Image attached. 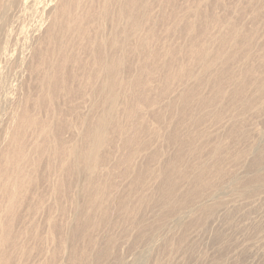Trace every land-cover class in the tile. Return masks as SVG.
Segmentation results:
<instances>
[{
  "label": "rangeland",
  "instance_id": "374dc122",
  "mask_svg": "<svg viewBox=\"0 0 264 264\" xmlns=\"http://www.w3.org/2000/svg\"><path fill=\"white\" fill-rule=\"evenodd\" d=\"M257 1L262 7H255L256 0H118L120 5L131 3L136 14L145 15L143 47L128 53H95L91 44L79 52L76 68L71 67L72 53H66L62 91L47 90L42 77L41 62L47 58L43 47L29 53L13 51L14 57L0 71V199L4 189L1 177L13 174L18 163L14 154L21 152L26 158L37 160L38 165L33 168V182L27 184L23 178L25 188L11 211L8 209L10 231L0 229L10 241L0 252V264H264V189L254 191L257 185L249 179L252 146L259 145L264 151V0ZM80 4L84 5V0ZM113 11L115 14L114 4ZM221 19L230 22L228 27L246 20L244 24L254 30L253 39L262 46L253 40L258 45L253 43L252 51L240 49L237 61L251 52L253 63L247 65L251 73L244 78L247 82L239 96H233V89L225 87L227 71L217 63L212 83L214 103L228 109L213 120L206 108L212 93L201 64L209 49L207 38L224 28L226 20L221 23L223 27L217 28ZM85 24L93 39L86 20ZM217 47V43L213 44L212 51ZM100 54H106L103 61L111 57L121 61L115 89L118 98L113 104V121L97 152L98 170L95 175L82 174L75 188L72 185L79 173L75 178L72 174L75 162H81L74 160L72 147L80 151L87 148L92 134L87 130L82 134L81 122L93 123L103 109L99 104L102 100L93 95L98 81L92 74L100 65L95 59ZM192 75L195 79H190ZM222 90L227 91L225 98ZM177 98L179 106L173 107ZM249 98L254 102L249 105V114L234 121L241 133L229 134L230 125L227 131H221L233 107L243 105ZM183 99L187 105L181 104ZM242 134V138L237 137ZM154 152L159 157L157 162L152 160ZM5 156L9 160H3ZM217 161L223 173L214 178L215 168H207ZM204 162L208 186L202 190L204 195L196 188L200 197L189 200L186 196L195 191L190 178ZM139 165L149 171L141 188L146 202L140 206L135 202L134 174L130 171ZM164 166H172L174 191L168 198L161 194L154 198L155 179L151 180L150 172ZM180 171L184 178L178 175ZM90 178L93 185L89 184ZM234 179L239 181L237 186L232 183ZM59 183L63 189L56 197L53 190ZM183 197L189 202L177 203ZM130 200V204L135 200L133 203L140 207L132 204L136 210L143 209L134 214V219H140L142 213L147 224L157 230L147 232L145 242L139 245L131 242H136L137 233L126 221L130 214L118 212V204ZM168 202H175L172 212L161 208ZM201 205L210 208L200 210ZM73 206L78 208L80 221L89 219L76 243L66 240L75 213ZM164 214L169 217L162 220ZM106 215L118 220L109 231L100 222ZM33 221L30 234L20 238L26 244L30 240L32 243L17 249L19 240L15 235L28 225L26 222ZM180 222L183 224L177 226ZM110 238L116 243L113 249L107 244ZM105 246L110 255L97 258ZM118 255L122 256L121 262L115 260Z\"/></svg>",
  "mask_w": 264,
  "mask_h": 264
},
{
  "label": "bare ground",
  "instance_id": "6f19581e",
  "mask_svg": "<svg viewBox=\"0 0 264 264\" xmlns=\"http://www.w3.org/2000/svg\"><path fill=\"white\" fill-rule=\"evenodd\" d=\"M112 1L115 2L112 3ZM84 2L85 4L82 5L80 4V0H0V71L2 70L3 67H6L10 63V59L12 58V56L14 57L13 51H25L29 53L34 50L40 51L41 50L40 47H43L44 50L46 51L47 58L41 62L44 67V72L42 77L46 83L48 92L50 91L57 92V90L62 91L65 83L66 53H72L71 67L76 68L78 64L77 56L79 55V52H81L83 49H87L91 44L92 47L95 50H97L95 53H116V52L128 53V52L138 51L143 47L145 41L143 18L145 17V15L141 13L139 15L136 14L134 12V7L131 5V3L125 2L124 5H120V2H118V0H84ZM257 2L258 1L256 0L255 4ZM113 4L116 6L115 14L113 11ZM260 4L262 5V3ZM258 5L256 4L255 7H258ZM263 6H264V1H263ZM110 10L113 12V14L111 15H110L111 13ZM85 20L89 24L88 25L89 30L92 33L93 39L88 33ZM225 20L221 19L220 25L221 23H223L222 21ZM230 21H232V19ZM244 22H242V24L239 25L237 24L236 26L228 27L230 22L226 20L223 25L224 28H222L223 30L218 31L217 35L210 36L209 38L206 37L207 38L206 44L207 47H209V49L208 51L206 50L204 52V60L203 63L201 64V67L206 72L208 85L210 86V90L212 93V95L209 97V99L206 102L208 103L206 108H207L208 116L211 117L213 120L215 117L223 116L222 111L228 109L227 106L223 107L222 109V105L220 103L219 105H216V103H214L215 98L213 96L214 94L212 89L213 88L212 83L214 82V69L217 63H219V66L221 68H224L227 71V76L224 80V85L226 88L230 87L233 89L232 92L233 96H239L241 89H243V85H244L243 83L247 82V79L245 80L246 82H244V78L248 77L251 73V71L249 70V66L247 67V65H249L252 62L251 61L252 58L250 57L251 52L246 53V55H244L239 61H237L241 48L246 47L252 51V44L254 43V41L258 43V41H256L257 39L254 40L252 37V34H254V30L246 26ZM223 26L222 25L218 26L217 27L218 30ZM216 43L218 47L215 49V52H213L212 45ZM256 43H254V45L259 44ZM260 45L261 44H259V46ZM105 57L106 54H100L95 57L96 62H98L100 65L97 68V70L92 74L94 80L98 81L97 85L95 86V89L93 90V95L94 98L98 97L99 99L102 100L99 102V104L103 108L102 112L93 123H90V121L88 120H84L83 122H81L82 134L86 130L91 132L92 140L90 141L89 145H87V148L83 151H80L75 146H73L71 150V155H73L74 160L78 158V160L81 162L80 165L78 162H75V167H74L75 172H73L72 174L73 177L75 178L74 175L76 173H79L77 181L75 179L74 184L72 185V187L75 188H77V183L80 184L82 174L89 173L90 175H95L96 171L98 170V165H96L97 152L99 150V147L101 146L103 137L107 134L108 125L113 121V112H114L113 104L116 102L118 98V94L116 93L115 89L119 83L118 82L116 83V80L120 74L119 66L121 65V61L119 59H115L112 57L108 58V60L106 61H103ZM258 60L260 61V58ZM259 61L257 63H260ZM235 64H237V66L232 67ZM246 67L248 69L244 70ZM168 68H170L169 65ZM252 77L250 78L252 79ZM190 79H195V77L192 75ZM260 83L261 82H259V84ZM226 95H227V91L222 90L221 96L225 98ZM256 96H258V94H256ZM252 97L254 98V96ZM251 100L252 99L249 98L247 102L244 103L243 105L233 107L232 113L229 115L228 122L226 124H223L222 129L220 130L221 131L225 130L227 125H230L229 128L231 130H229V134L241 133L240 129H238L234 121H239L246 118L245 115L249 114L248 112H250L249 105H251V103L253 102V101L251 102ZM179 102H180V98H177V102H174L171 105L173 107H178ZM187 103L188 102L184 99L181 102V104L184 105H187ZM253 107L254 106L252 105V108ZM216 108L218 109L217 111L215 110ZM255 109L257 108L255 107ZM255 129L257 128L255 127ZM250 134L251 133H249V136H251ZM243 135L244 134L239 135L237 137L242 138ZM235 140L240 142L241 139H234V141ZM252 141H254V139ZM146 145L147 143L143 144V146ZM219 147H220L219 144L218 146L215 145L216 150H218ZM212 152L213 151L211 150L210 154H212ZM250 153H251V159L249 161V168L252 171L249 174V179L257 185L254 191L260 192V190L264 189V151L261 148V146L257 145V146H252ZM13 157L15 158L16 161H18V163L16 164V166L12 171L14 175L7 174L1 177V179L4 181V189H3V195L0 199V212H2L1 214L2 216L0 218V229H4L6 231H10V216H8L10 213L8 209L11 211L12 207L15 206L16 198L18 194L22 192L25 188V183L23 182V178L25 179L27 184H31L33 182V180H31L32 172L33 170L36 171L35 167H37L36 164L38 163L37 160L35 162L29 158H26L21 152H17L16 154H14ZM233 157H236V155H234ZM9 158H10L9 156H5L3 160L4 159L9 160ZM158 159L159 157L157 152H154L152 156V160H155L157 162ZM217 165H218V161L209 168H207L206 162L198 165L197 168L194 167L196 172L190 178V182L193 188L195 189V191L189 193L186 196L187 199L193 200L196 197L197 198L200 197V195H197L198 193H196V188H200V190L202 191L205 187L208 186V184L206 183V176H207L206 168L207 169L215 168V170L212 172V176H214V178L216 176L222 175L223 171L219 170V165L218 166ZM130 171L134 174V180H133L134 183L132 184V187L133 190L135 191L136 198L134 196L133 197L137 199L136 201L135 200L134 201L137 202V204L139 202V206H140L141 204L146 202L144 200L145 199V197L143 196L144 194L141 195L142 193L141 191L143 190L141 188H143L144 183H146L145 181L146 178L144 175L146 173L148 174L149 171L147 168L143 167L142 165L132 166L130 168ZM171 171H172V166H170L169 168L164 166L158 169L157 171H153V172L151 170L150 172L151 180H153L152 179L153 177L155 179L153 180L155 184L154 185L152 184L154 186L152 197L156 198L157 194H161L163 197L168 198L172 194V192L174 191V186L172 184L173 181H172V175L170 173ZM34 173L35 172H33V174ZM178 175L180 176V178L182 176H183L182 178H184V175L182 174L181 171L179 172ZM185 175L187 177V174ZM232 183L234 186H237L239 181L237 179H234ZM89 184L93 185L91 178L89 179ZM206 184L207 186H205ZM62 189H63V184L62 183L57 184L53 190L54 195L58 197ZM85 191L86 190H81V193H84ZM204 192L203 191L201 192L202 195H204ZM132 194L134 195V193H131V195ZM241 194L243 195L245 194V192H242ZM187 199L183 197L181 200H178L177 203H180V201L189 202L187 201ZM116 200H114V203H116ZM130 202L131 200L125 203L123 202L119 203L118 207L120 208V210L118 212H128L130 214L127 217L126 221H128L127 223H130V227L134 229V233H137V235L134 237L136 242H134L133 240L131 242L134 243L135 245L137 244L139 245L140 243L145 242V234L147 232L157 231V230H154L151 226H149V224H147L146 219L142 213L140 219L139 218L134 219V214L136 212L138 213L141 212L143 209L140 210L138 209L139 211L136 210L135 206L137 205H135V203L132 202V204L135 205L134 206L130 204ZM2 203L4 204L3 206L1 205ZM173 203L168 202L163 206H161V208L166 209L168 212H172V210L174 209ZM154 204L155 206H157L158 204L157 199ZM75 205H76L75 207H78L77 204ZM209 208L210 206L207 205L205 206L201 205L199 207L200 210H207ZM74 209H75L74 217L70 222L71 224H69L71 225L69 226L70 232L68 231V233H70L71 236L68 234V237L66 239V240L70 239L71 242L77 241L78 233L80 231L86 230L85 228L89 224V219H86L85 221H80L78 217V208H74ZM57 210L59 211L58 207ZM107 217L108 216L106 215V217H104V219H102L100 222L103 221L102 225H104L106 227V230L109 231L117 226L118 220L116 221L115 218L111 220L108 219ZM167 217H169V215L164 214L161 215L160 218L163 220L166 219ZM16 219L17 218H15L14 220ZM26 223L28 225L27 226L23 225L24 228L22 227L21 224L22 227V230H20L21 232L19 231V233L15 235V237L19 240V247L17 249L28 245L30 241H32L30 240L29 243L27 242V244L24 240L20 241V238L22 236L27 237V234L29 233L28 230L31 229L30 226H33L34 221L30 222V224L28 222ZM181 224H183V222L178 223L177 226ZM36 225L38 226V224ZM34 228L32 230H34ZM64 235L66 234H63V236ZM26 240H28V238H26ZM9 242H10L9 238L5 236L0 230V252L3 250L4 245ZM64 242L65 241H63L62 243L63 245L65 244ZM107 244L109 248L111 245L113 249L116 243L114 242V240H112V238H110ZM108 247L105 246V248L96 257L98 258L99 255L104 257L108 256L110 251ZM115 260L116 262H121L122 256L119 255L116 256ZM72 262H74V260H72ZM1 264H7V262Z\"/></svg>",
  "mask_w": 264,
  "mask_h": 264
}]
</instances>
